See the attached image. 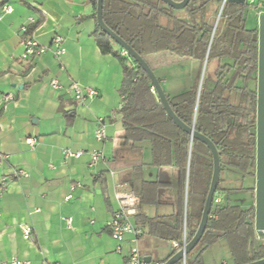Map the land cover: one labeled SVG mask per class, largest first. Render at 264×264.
<instances>
[{"label": "crops", "instance_id": "obj_1", "mask_svg": "<svg viewBox=\"0 0 264 264\" xmlns=\"http://www.w3.org/2000/svg\"><path fill=\"white\" fill-rule=\"evenodd\" d=\"M7 4L13 7L11 14L3 12ZM95 14L90 0H0V155L5 157L0 164V186L15 169L30 175L15 179L0 198V264L12 258L30 264H125L130 237L118 253V243L108 228L119 208L115 193L133 190L129 183L133 159L124 155L120 115L123 65L114 55L101 53L94 37ZM29 17H35L36 23L42 21L35 30L42 45L51 46L56 35L63 38L65 70L51 52L20 60L19 32ZM172 55L156 54L147 61L165 92L174 97L190 88H180L171 76L172 68L183 62ZM196 76L193 71L189 82L194 83ZM53 80L63 90H54ZM72 83L96 89L97 99L81 104L64 91ZM6 95L14 100L6 101ZM99 119L107 124L105 143L95 140ZM30 138L35 139L33 147L27 144ZM66 149L84 155L66 160ZM93 150H103L106 160L90 167ZM143 177L168 184L159 190L158 203L144 206L141 212L148 219L167 221L173 235L171 228L181 211L186 218L187 181L181 204L177 169L145 168ZM72 187H76L73 192ZM139 212L138 208L135 222L145 232L139 248L148 264H165L183 248L184 236L178 242L152 234L148 225L138 221ZM23 225L32 227L31 240L24 239ZM224 242L203 254V264H230Z\"/></svg>", "mask_w": 264, "mask_h": 264}, {"label": "trees", "instance_id": "obj_2", "mask_svg": "<svg viewBox=\"0 0 264 264\" xmlns=\"http://www.w3.org/2000/svg\"><path fill=\"white\" fill-rule=\"evenodd\" d=\"M97 8V0H90ZM182 1V0H174ZM224 0H191L183 10H175L160 0H104L103 17L108 27L125 40L146 61L149 56L171 53L178 62L193 61L198 72L193 86L168 100L177 116L189 126L208 136L221 152V179L206 232L198 246L186 256V264H203V254L226 241L231 264H249L264 258V238L255 231V174L257 72L259 57L258 28L247 27L249 5L226 1L213 40V25L208 7H220ZM96 20V14L94 15ZM42 23L34 24L32 33ZM94 37L103 55H114L123 65V82L119 93L124 130V155L132 158L129 183L141 199L138 221L148 225L152 234L180 242L184 233V213L177 216L174 234L167 221L148 219L142 212L158 203V192L168 184L147 181L145 168H175L179 171V202L188 178L187 242L194 237L213 176V158L209 148L191 139L167 115L143 68L122 55L111 37L96 20ZM118 46L119 49H116ZM207 67L201 91L199 81L203 65ZM148 62V61H147ZM213 76H207L210 65ZM198 105V106H197ZM197 108V112H196ZM227 172L240 177L241 186H227ZM253 183L246 187L245 182ZM251 194L253 204H242L240 193ZM176 264H183L182 261Z\"/></svg>", "mask_w": 264, "mask_h": 264}, {"label": "built area", "instance_id": "obj_3", "mask_svg": "<svg viewBox=\"0 0 264 264\" xmlns=\"http://www.w3.org/2000/svg\"><path fill=\"white\" fill-rule=\"evenodd\" d=\"M12 2L18 0H11ZM23 1V0H20ZM3 12L5 14H11L13 12V7L10 4H7L3 7ZM36 23L35 17H29L26 23L21 27L19 35H20V44L23 47V54L20 58L22 61L34 60L37 59L48 52H51L55 58V60L59 63L61 68L65 70V66L63 64V58L67 54V50L64 46V40L61 36L56 35L53 40L51 46L42 45L35 36V31L29 33L30 27ZM122 55L125 57H129L127 51L122 50ZM51 87L54 90H63V87L57 80H53L51 82ZM64 91L73 97L75 100L79 101L81 104L91 103L95 101L98 97V91L91 87H84L78 83H72L70 87L64 89ZM155 92V91H154ZM6 101L14 100L12 95L5 96ZM95 140L100 143H105L108 140L107 135V124L104 119L98 120V125L95 131ZM27 144L33 147L35 145V139H27ZM90 167L97 166L101 162L106 160V156L103 150H93L90 153ZM84 155L83 151H72L70 149H66L64 151V157L66 160L70 159H79ZM5 162V157L0 155V164ZM113 174V173H112ZM29 173L24 169H15L11 175V177H4L1 180L0 186V198L7 192L10 184L15 179L20 178H29ZM76 190V187H72L71 191ZM71 196L66 197V201L70 200ZM115 199L119 205L118 210H116L109 223L108 228L111 231L112 238L117 241L118 247L117 252H123V244L127 241L128 237H130V248L128 253L125 256V264H148L143 256L140 248L139 242L141 238L144 236V228L142 225L137 224L135 222V216L137 215L138 208L141 204L140 197L136 194L134 190H126V191H117L115 193ZM222 201L220 196L214 198V204L219 205ZM39 212V210H36ZM70 222V220H68ZM22 233L25 240L32 239V227L28 225H23ZM184 247L187 242V225L186 218L184 221ZM187 258L183 259V264H186ZM1 264H30L28 262H22L17 258H12L9 261L2 262ZM161 264V263H154Z\"/></svg>", "mask_w": 264, "mask_h": 264}, {"label": "water", "instance_id": "obj_4", "mask_svg": "<svg viewBox=\"0 0 264 264\" xmlns=\"http://www.w3.org/2000/svg\"><path fill=\"white\" fill-rule=\"evenodd\" d=\"M167 6L175 10L185 9L191 2V0H160ZM227 0H224L220 9V14L217 23L213 29L211 42L213 40L217 24L221 17L224 5ZM232 4L246 5L247 0H228ZM104 11V0H97L96 8V20L101 28V30L106 33L112 40L120 47L122 50L127 51L129 57L135 60L146 72L150 78L155 94L158 97L159 102L163 106L167 115L172 119V121L184 132L191 136V139H196L203 144H205L211 151L213 158V176L208 192L207 200L203 210L202 218L199 227L194 235V237L189 241L177 254H175L170 260L165 264H176L190 254L200 243L202 237L204 236L207 225L209 222L210 214L214 205V198L217 194L218 186L221 179V152L218 150L215 143L206 135L201 134L195 129V125L189 126L183 122L177 114L174 112L167 94L157 77L155 71L151 68L149 63L135 50L133 49L125 40H123L119 35H117L113 30H111L105 23L103 17ZM259 57H258V74H257V118H256V174H255V231L259 238H264V14L259 17ZM207 67V59L204 62L202 77L199 84V93L203 84L205 71ZM21 88V86H19ZM198 106V105H197ZM197 112V108H196ZM188 187V178H187ZM149 262V260H148ZM249 264H264V258Z\"/></svg>", "mask_w": 264, "mask_h": 264}, {"label": "rangeland", "instance_id": "obj_5", "mask_svg": "<svg viewBox=\"0 0 264 264\" xmlns=\"http://www.w3.org/2000/svg\"><path fill=\"white\" fill-rule=\"evenodd\" d=\"M247 5H249V9L246 12L247 27L249 29L258 28L259 17L262 14H264V0H247ZM221 6L219 8L214 6V5L213 6L210 5L208 7V20H210L213 27H215V25L217 23V20H218L219 14H220ZM220 21H221V17L219 19L217 27L219 26ZM115 47H116V49H119L118 46H115ZM168 54L172 55L170 53H168ZM131 60L132 59L130 57L127 59L128 62H130ZM193 63L198 65L196 62L183 61L182 66H175V68L174 67L172 68L173 74L171 76L173 78H175L174 81L176 82V84L180 88H186L187 85L189 86L188 88L193 86L194 83L189 82L190 76L192 75L193 71H194V73L195 72L197 73L198 69H199L198 66L195 68ZM192 65H193V67H192ZM213 74H214V67L211 64L208 68L207 76L211 77V76H213ZM184 77H186V78L183 79ZM201 77H202V73H201ZM192 78H194V77H192ZM199 84H200V81H199ZM182 90H184V89H182ZM185 91H183V92H185ZM225 178L229 180L227 186L230 187L231 189L241 186L240 177L238 175H236L234 173L227 172L225 175ZM255 182H256V180H255ZM252 184L253 183H250L249 181L245 182V186L247 188L252 186ZM235 196H237L239 199H243L242 204L247 206V207H249L253 204V199L251 198V194H249L248 192L240 193V194L235 195ZM224 243L227 244L226 241ZM225 259L231 264V259H230L229 255H227L225 257Z\"/></svg>", "mask_w": 264, "mask_h": 264}]
</instances>
